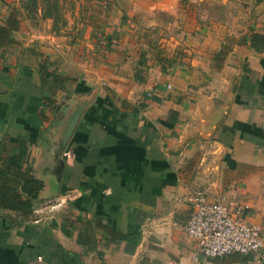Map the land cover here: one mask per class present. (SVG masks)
Wrapping results in <instances>:
<instances>
[{"label":"crops","instance_id":"0c3cea01","mask_svg":"<svg viewBox=\"0 0 264 264\" xmlns=\"http://www.w3.org/2000/svg\"><path fill=\"white\" fill-rule=\"evenodd\" d=\"M111 1L80 31L0 21V139H27L34 207L74 192L3 209L0 264H264L184 229L196 191L264 223V0Z\"/></svg>","mask_w":264,"mask_h":264},{"label":"built area","instance_id":"2783aa9c","mask_svg":"<svg viewBox=\"0 0 264 264\" xmlns=\"http://www.w3.org/2000/svg\"><path fill=\"white\" fill-rule=\"evenodd\" d=\"M74 192L66 191L33 207L29 221L38 223L47 214L66 205ZM190 212L184 229L193 242L194 257L222 256L232 252L260 257L264 246V223H249L239 217L240 207L230 209L220 200H208L203 191L188 197Z\"/></svg>","mask_w":264,"mask_h":264},{"label":"trees","instance_id":"16d2710c","mask_svg":"<svg viewBox=\"0 0 264 264\" xmlns=\"http://www.w3.org/2000/svg\"><path fill=\"white\" fill-rule=\"evenodd\" d=\"M111 9V0H84L82 5L83 21L96 25L97 23L93 20L94 16L108 17L111 14ZM13 18H10L12 20L10 27L12 28L17 25ZM3 32L4 29L0 28V34ZM44 66L45 64L41 65V67ZM43 69L45 68H42V71ZM43 75L46 78L52 76L57 80L56 75L51 71H44ZM50 90L53 92L52 88ZM49 103L42 97L39 108L41 116H43V105ZM5 144L15 145L17 150L11 153L5 149ZM0 145V214L3 209H12L24 219L32 214L33 201L38 197L43 182L33 174L32 165L27 160L29 143L24 136L19 135L15 140L3 136L0 139ZM17 223L20 222L17 221Z\"/></svg>","mask_w":264,"mask_h":264},{"label":"rangeland","instance_id":"374dc122","mask_svg":"<svg viewBox=\"0 0 264 264\" xmlns=\"http://www.w3.org/2000/svg\"><path fill=\"white\" fill-rule=\"evenodd\" d=\"M117 1V0H115ZM80 0H0V21L8 16L24 22L28 30L80 31Z\"/></svg>","mask_w":264,"mask_h":264},{"label":"water","instance_id":"95a60500","mask_svg":"<svg viewBox=\"0 0 264 264\" xmlns=\"http://www.w3.org/2000/svg\"><path fill=\"white\" fill-rule=\"evenodd\" d=\"M72 124H73L72 121L69 122V124H68V126L66 128L65 134H68L69 133L70 129L72 128Z\"/></svg>","mask_w":264,"mask_h":264}]
</instances>
